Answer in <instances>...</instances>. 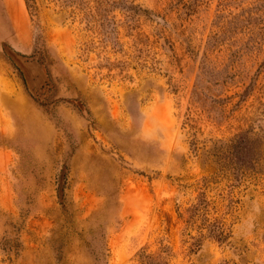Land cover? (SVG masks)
Segmentation results:
<instances>
[{
	"label": "rangeland",
	"instance_id": "1",
	"mask_svg": "<svg viewBox=\"0 0 264 264\" xmlns=\"http://www.w3.org/2000/svg\"><path fill=\"white\" fill-rule=\"evenodd\" d=\"M0 264H264V0H0Z\"/></svg>",
	"mask_w": 264,
	"mask_h": 264
}]
</instances>
